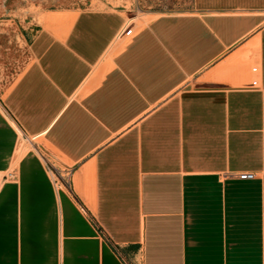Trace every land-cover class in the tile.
Wrapping results in <instances>:
<instances>
[{
	"label": "crops",
	"instance_id": "0c3cea01",
	"mask_svg": "<svg viewBox=\"0 0 264 264\" xmlns=\"http://www.w3.org/2000/svg\"><path fill=\"white\" fill-rule=\"evenodd\" d=\"M179 1L132 33L115 8L25 28L0 96V264H264V0Z\"/></svg>",
	"mask_w": 264,
	"mask_h": 264
},
{
	"label": "rangeland",
	"instance_id": "374dc122",
	"mask_svg": "<svg viewBox=\"0 0 264 264\" xmlns=\"http://www.w3.org/2000/svg\"><path fill=\"white\" fill-rule=\"evenodd\" d=\"M85 8L122 10L128 19L132 18L129 26L131 33L160 14L193 11L192 6L179 0H0V96L7 93L30 63L29 38L26 36L25 28L48 27L46 20L56 15H62L63 18L57 21L55 26L66 27L72 21L69 17L75 16ZM144 13H152L153 16H148L144 22H141ZM23 141L28 149H33V145L39 146L40 149L42 146L48 150L50 148L41 138L23 139ZM41 150L42 154L50 159V163L46 162V164L52 177L64 187V184H67L65 181L68 180L69 183L71 180V171L67 170L52 153ZM54 166L61 169L63 177L58 176Z\"/></svg>",
	"mask_w": 264,
	"mask_h": 264
},
{
	"label": "built area",
	"instance_id": "2783aa9c",
	"mask_svg": "<svg viewBox=\"0 0 264 264\" xmlns=\"http://www.w3.org/2000/svg\"><path fill=\"white\" fill-rule=\"evenodd\" d=\"M236 177L243 180H251L256 178V174L254 172H241L237 173Z\"/></svg>",
	"mask_w": 264,
	"mask_h": 264
},
{
	"label": "bare ground",
	"instance_id": "6f19581e",
	"mask_svg": "<svg viewBox=\"0 0 264 264\" xmlns=\"http://www.w3.org/2000/svg\"><path fill=\"white\" fill-rule=\"evenodd\" d=\"M21 144H23V142H21ZM20 146V145H19Z\"/></svg>",
	"mask_w": 264,
	"mask_h": 264
}]
</instances>
